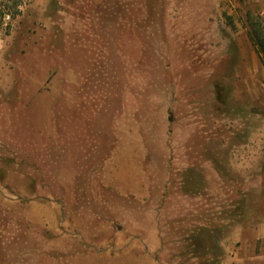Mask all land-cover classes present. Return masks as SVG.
<instances>
[{"label": "rangeland", "instance_id": "rangeland-1", "mask_svg": "<svg viewBox=\"0 0 264 264\" xmlns=\"http://www.w3.org/2000/svg\"><path fill=\"white\" fill-rule=\"evenodd\" d=\"M249 11L0 0V264H264Z\"/></svg>", "mask_w": 264, "mask_h": 264}, {"label": "trees", "instance_id": "trees-1", "mask_svg": "<svg viewBox=\"0 0 264 264\" xmlns=\"http://www.w3.org/2000/svg\"><path fill=\"white\" fill-rule=\"evenodd\" d=\"M248 35L264 62V14L247 13Z\"/></svg>", "mask_w": 264, "mask_h": 264}, {"label": "crops", "instance_id": "crops-1", "mask_svg": "<svg viewBox=\"0 0 264 264\" xmlns=\"http://www.w3.org/2000/svg\"><path fill=\"white\" fill-rule=\"evenodd\" d=\"M260 234L262 235V237H264V225H263L262 228L260 229Z\"/></svg>", "mask_w": 264, "mask_h": 264}, {"label": "built area", "instance_id": "built-area-1", "mask_svg": "<svg viewBox=\"0 0 264 264\" xmlns=\"http://www.w3.org/2000/svg\"><path fill=\"white\" fill-rule=\"evenodd\" d=\"M6 16H7L8 18L10 17V15H6ZM6 16H5V17H6Z\"/></svg>", "mask_w": 264, "mask_h": 264}]
</instances>
